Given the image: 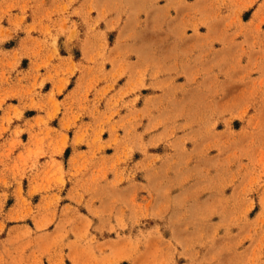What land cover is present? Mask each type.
Instances as JSON below:
<instances>
[{"label": "rangeland", "instance_id": "1", "mask_svg": "<svg viewBox=\"0 0 264 264\" xmlns=\"http://www.w3.org/2000/svg\"><path fill=\"white\" fill-rule=\"evenodd\" d=\"M0 264H264V0H0Z\"/></svg>", "mask_w": 264, "mask_h": 264}]
</instances>
